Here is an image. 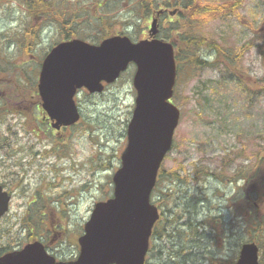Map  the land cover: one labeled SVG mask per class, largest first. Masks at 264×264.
Wrapping results in <instances>:
<instances>
[{
  "label": "rangeland",
  "instance_id": "1",
  "mask_svg": "<svg viewBox=\"0 0 264 264\" xmlns=\"http://www.w3.org/2000/svg\"><path fill=\"white\" fill-rule=\"evenodd\" d=\"M78 1L83 2L79 9L96 2ZM120 1L118 8L110 5L111 9L108 12L111 15L117 14L121 20L127 22L117 26L116 35L121 34V30L134 41L147 39L155 19L158 37L162 38V26H167V22L172 19L170 14L175 11L174 8H166L168 10L160 18L154 13L142 19L133 9L138 0H126L122 3ZM197 1L219 4L227 1L235 3L237 0ZM236 4H238L236 14H240L239 16L229 15L213 20L204 28V33L216 38L224 47L231 50L244 45L249 46L244 49L239 72L246 80L248 76L255 82L252 92L245 91L235 81V76L222 67L197 69L181 77L177 75L173 102L179 107L181 117L175 131L173 149L167 155L162 169L166 172V177L172 171L177 172L181 178L187 177L185 183L187 185L181 181L163 178L153 197L155 204L168 214L169 207H173L175 203H183L182 200L188 190L190 194L195 193L197 196L206 194L208 201L205 202L204 213L208 217L217 213L225 216L229 239L221 256L228 261L232 260L234 264L246 235L243 233V219L230 209L229 199L237 194V188L243 181L236 185L226 182L227 174L224 182L209 174L222 168L226 169V173H233L242 166L253 164L256 157L264 160V0H239ZM25 12L26 10L24 11L23 7L19 8L15 0L0 2V56L4 59V61L0 59V64H5L6 71L9 72L0 71V98L5 100L6 104L0 107L4 111H0L2 172L0 181L4 179L6 173L8 174L3 170L4 167L11 168L16 172V176L22 170V174L26 173L23 186L16 190L18 195L15 197L11 213L0 220V244L9 243L16 246L20 242L30 241L28 238L30 231L27 230L26 224L35 223L37 219L22 217L24 206L30 201L27 196L46 183H58L60 189L54 193L63 190L70 192L65 199L68 209L75 215L62 221L58 220L59 226L53 225L54 230L64 229L69 235L66 240H55L52 246L54 252L61 250L60 258H70L77 252L74 246V251L71 252V245L78 244L79 234H82L81 227L89 219L87 207L92 212L97 202L113 195V175L121 165V154L127 145V129L137 97L133 85L136 68L131 65L120 79L106 85L102 93L91 94L86 89L80 90L75 99L81 112V119L76 125L57 132L58 130L52 128L47 120L40 122L44 114L39 113L42 110L41 107H37L40 99L32 84L35 85L34 81L38 82L40 59L49 52L52 45L64 40L63 33L60 27L43 25L39 29L38 42L31 46V51H25L24 45L19 44L31 40L28 34L20 35L21 31L22 33L25 31L27 21ZM102 12L100 9L96 14ZM89 19L92 20L93 16L91 15ZM97 32L95 28H84L82 33L86 34L87 38L80 39L97 44ZM203 53L205 58L213 59V53L211 56L207 52ZM16 65H22L28 74L26 76L31 80L23 79V86L27 90H24L25 99L20 101L8 99L12 96L11 86L17 85L11 74L15 71L11 69ZM23 113L27 116L21 117ZM37 118H40L39 122L36 121ZM56 140L60 147L68 149L64 152L68 158L58 166L64 168L63 172H58L56 167L59 157L54 154L49 157L50 153L44 156L41 153L50 151L53 146L56 147L54 144ZM35 152L42 155H36ZM33 157L36 158V163L29 166L27 163ZM22 159L26 166L21 170L19 164ZM195 168L202 169L204 177L190 185ZM71 177L73 181L67 180L64 183V178ZM62 183L64 184L61 185ZM83 187L86 188L85 191ZM160 189L162 193H159ZM218 191L223 192V196H218ZM26 192L29 194L25 195ZM52 194H48V198H52L54 196L50 197ZM162 194L165 195L160 197ZM167 194L169 197H166ZM54 205L57 206V203ZM168 216L170 217L169 214ZM35 236L37 237L32 234V237ZM155 244L156 249L151 252L148 264L165 262L158 261L153 255L160 247L167 248L169 245L165 241Z\"/></svg>",
  "mask_w": 264,
  "mask_h": 264
},
{
  "label": "water",
  "instance_id": "2",
  "mask_svg": "<svg viewBox=\"0 0 264 264\" xmlns=\"http://www.w3.org/2000/svg\"><path fill=\"white\" fill-rule=\"evenodd\" d=\"M156 23L154 19L147 39L133 41L127 35H114L92 44L74 38L58 43L45 56L38 92L43 109L58 130L80 120L75 100L78 90L102 93L104 82L114 83L131 63L136 65L133 85L137 97L128 141L121 166L113 175V196L95 204L79 238L76 260L58 262L35 241L5 254L0 264H146L153 230L160 219V209L151 196L173 148L181 117L172 101L177 80L175 48L157 37ZM10 200L0 184V217L7 213ZM259 252L256 242L244 243L235 264H260Z\"/></svg>",
  "mask_w": 264,
  "mask_h": 264
},
{
  "label": "trees",
  "instance_id": "3",
  "mask_svg": "<svg viewBox=\"0 0 264 264\" xmlns=\"http://www.w3.org/2000/svg\"><path fill=\"white\" fill-rule=\"evenodd\" d=\"M15 1L18 2L19 8L23 7L24 11L26 10L25 31L23 33L21 31L22 34L20 33V35L28 34L31 40L24 44L20 40L22 43L19 44L24 45L25 51L28 52L31 51V46L40 39L39 29L46 24L60 27L64 40L87 38L82 30L87 27L95 28L98 30L96 41L100 43L103 39L116 35L119 24L124 25L127 23L121 20L117 14L111 15L108 13L111 9L110 5H113L114 8L119 7L120 0L115 2L112 0H95L96 2L89 3L82 9L79 8L83 2L78 0ZM236 2L227 1L211 4L197 0H138L133 9L136 14H140V17L145 19L154 15V13H157L158 16V12H161L160 18L168 10L166 8H174L176 13L170 14L172 19L167 22V26H162L161 37L174 45L178 76H186L197 69L214 66L222 67L229 71L233 77L235 76V81L245 91L252 92L255 82L250 80L248 76L246 80L243 74L239 72V66H241L245 53L244 49L249 46L244 45L236 50H231L224 47L216 38L204 33V28L213 20L225 18L229 15L239 16L240 14H236L238 13ZM100 9L103 11L102 14H96ZM91 15L93 16L92 20L89 19ZM120 32L124 34L121 30ZM203 51L207 52L209 56L213 53V59L205 58ZM44 57L39 61L40 66ZM0 59H2L1 56ZM1 61H4V59ZM6 67L5 64H0V71L2 73L8 72ZM21 67L22 65H16L11 69L15 70L11 74L17 85L11 83L14 86H11L12 92L10 93L12 96L8 97L9 100L20 101L26 97L25 91L27 89L23 86V79L31 80L30 77L26 76L27 72ZM16 71L19 73H15ZM21 71L24 73H21ZM34 82L35 85H32L39 98L38 82ZM4 106H6L5 100L0 98V107ZM0 111H3L2 108H0ZM20 116L25 117L27 114L23 113ZM201 172L202 169L195 168L190 185L192 182L197 183V180L199 182V179L204 177L203 172ZM165 174L166 172L161 168L157 185L153 191L152 201L163 178L170 181H181L183 184L188 179L187 177H179L175 171L169 172L167 177ZM226 174L228 176L226 182L229 181L237 185L243 181L237 188V194L229 199L230 209L236 216H241L243 219V233L246 237L244 236L242 244L256 242L260 248V264H264V160L256 157L253 164L242 166L233 173H226V169L222 168L219 171L210 172L209 175L215 176L224 182ZM159 193H162L161 189ZM163 195L165 194L160 195V197ZM217 195L223 196V192L218 191ZM166 197H169V195L167 194ZM182 201L183 203H175L173 207L168 208L167 213L170 217L163 209H160L161 216L153 230L146 264L149 263L151 252L156 249L155 242L162 243L164 241L169 246L167 248L160 247L157 253L153 255L158 261L165 260L162 264H234L232 260L228 261L221 256V252L225 249L229 239V229L224 214L217 213L208 217L204 213L205 202L208 201L206 194L197 196L195 193L190 194L188 190ZM217 254L219 257H216Z\"/></svg>",
  "mask_w": 264,
  "mask_h": 264
},
{
  "label": "flooded vegetation",
  "instance_id": "4",
  "mask_svg": "<svg viewBox=\"0 0 264 264\" xmlns=\"http://www.w3.org/2000/svg\"><path fill=\"white\" fill-rule=\"evenodd\" d=\"M124 73H122L121 76ZM38 106L42 108L41 102H39L37 107ZM39 113H41V115L44 114L43 119L40 121V118H37L36 121L44 122V120H47V122L51 123L49 116L44 112L43 108H42V110H40ZM76 124H73V125H76ZM73 125L63 126L57 132H62L65 128H68V127L70 128ZM54 144H56V147L53 146L50 151H46L45 153L41 151V153L44 156H47L48 155L47 153H50L49 157H51L52 154L59 157L60 159L56 164V167L58 168V166L62 164V161L65 160V158H68L64 153V152L68 151V149L66 150L65 147H60L57 140L55 141ZM41 153L35 152L34 154L42 155ZM44 159H46V158H44ZM23 160L24 159H22L21 164H19L21 166L20 167L21 170L23 169V167L26 166V164L23 163ZM29 161L30 160H27V162H29ZM35 161H36V158L33 157L32 160L27 164L29 166H32L36 163ZM3 170L7 171L8 174L6 173L4 175V179L2 181H0V184L3 186V189L6 190L10 194L11 200L9 203V210L7 211V213L5 215L0 217V220L2 218H4L7 214L11 213L12 208H13V203L15 201V197L18 195L16 193V190L20 189L23 186V181H24L23 179H24V176L26 174L25 172L22 174V172H23V170H22L21 172L18 173V176H16V172L11 170V168L4 167ZM59 171L63 172L64 168H58V172ZM58 172H57V174H58ZM0 173H2V172L0 171ZM67 180L73 181L72 177L69 179L64 178V183ZM64 183H62L61 185H63ZM57 189H60V184H58V183H54V184L46 183L42 187L37 188V190L32 194H29V192L25 193V195L29 194V196H27V199H30V201L27 204H25L24 213H23L22 217L23 218H31L32 217V218L37 219V221L35 223L29 222L26 224L27 230L30 231L28 234V238L30 239V241H27V242L24 241V243L20 242L16 246H12L9 243L5 244V245L0 244V258L9 252L19 251V250L23 249L29 243H32L34 241H40L43 244L47 253L49 255L55 257L56 261H58V262H60V261L69 262V261H74L75 259H77V257L80 254V247L78 244H72L71 245V248H72L71 252L74 251L73 246L77 249V252H76V255H74L73 257H70V258H60L59 255L61 253V250H58L57 252H54V250H53L52 244L54 243L55 240H57V239H58V241L59 240L62 241L64 239L66 240V237L69 235L68 232H66L64 229H62L63 227L61 228L62 230H60V231L58 229L54 230L53 225L56 224V226H57L58 220L62 221V219H67V218H70L72 215H75V213H71V211L68 209V204L66 203V199H65L70 194V192L68 190H63V191H61L59 193L57 192L55 194L54 192ZM51 190H54V191L52 192ZM85 190H86V188L83 187V191H85ZM48 194H52L50 197H52L53 195L54 196L52 198H48ZM55 203H57V206L54 205ZM53 205L55 207H53ZM86 213L88 214V217L90 218L91 210L89 207H87ZM30 224H32V225H30ZM25 230H26V227H25ZM81 230H82V234H83L84 225H82ZM37 231H39V233H36ZM32 234L37 235V237L36 236L32 237ZM81 235L79 234V237ZM79 237H78V239H79ZM47 239L49 240V242Z\"/></svg>",
  "mask_w": 264,
  "mask_h": 264
}]
</instances>
